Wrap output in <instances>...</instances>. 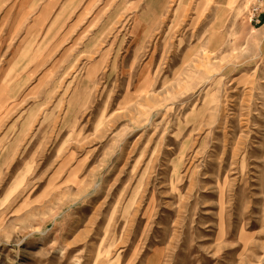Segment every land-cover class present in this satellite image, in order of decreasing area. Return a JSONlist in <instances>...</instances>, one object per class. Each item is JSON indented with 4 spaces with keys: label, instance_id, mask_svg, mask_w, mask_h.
<instances>
[{
    "label": "rangeland",
    "instance_id": "obj_1",
    "mask_svg": "<svg viewBox=\"0 0 264 264\" xmlns=\"http://www.w3.org/2000/svg\"><path fill=\"white\" fill-rule=\"evenodd\" d=\"M248 4L105 0L1 59L0 264H264Z\"/></svg>",
    "mask_w": 264,
    "mask_h": 264
},
{
    "label": "crops",
    "instance_id": "obj_2",
    "mask_svg": "<svg viewBox=\"0 0 264 264\" xmlns=\"http://www.w3.org/2000/svg\"><path fill=\"white\" fill-rule=\"evenodd\" d=\"M101 1L105 0H0V61L15 63L14 49L23 48L34 37L41 41L49 30L57 32L62 17H74L70 26L75 25L77 18L90 15ZM261 22L264 34V15Z\"/></svg>",
    "mask_w": 264,
    "mask_h": 264
},
{
    "label": "built area",
    "instance_id": "obj_3",
    "mask_svg": "<svg viewBox=\"0 0 264 264\" xmlns=\"http://www.w3.org/2000/svg\"><path fill=\"white\" fill-rule=\"evenodd\" d=\"M245 15L250 25L258 26L261 24L264 15V0H249Z\"/></svg>",
    "mask_w": 264,
    "mask_h": 264
}]
</instances>
